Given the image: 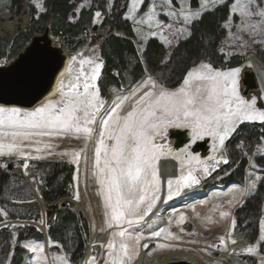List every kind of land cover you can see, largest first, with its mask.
I'll list each match as a JSON object with an SVG mask.
<instances>
[{"label": "snow or ice", "instance_id": "1", "mask_svg": "<svg viewBox=\"0 0 264 264\" xmlns=\"http://www.w3.org/2000/svg\"><path fill=\"white\" fill-rule=\"evenodd\" d=\"M32 3L39 12L46 11L43 0H32ZM197 3L198 8L193 9L190 0H163L162 4H157L156 0H149L148 3L145 0H130L126 18L137 25L146 24L149 29L154 27L157 30L166 27V19H182L185 27L180 31L188 38L191 36L189 25L198 20L203 12L210 7L228 4L230 14L223 25L228 30L225 43L229 47L238 45L246 49L248 43L243 35H248L254 43L264 44V0H232L231 3L228 0H197ZM142 5L146 10H141ZM100 15L97 11L96 16ZM234 17L239 19L235 25L236 32L232 31ZM137 32L140 34L141 30L137 29ZM155 34L160 35L169 49L174 47V41L162 32ZM86 65L90 66V71L85 70ZM103 66L99 57L85 58L83 53H78L72 57L68 75L56 86V99H46L32 110L0 106V158L14 157L16 162L25 161L22 167L27 172V161L43 160L51 155H70V162L77 168L74 198L79 201V166L83 157L85 164L90 163L88 170L98 185L96 194L102 202L106 218V229L102 227L100 231L113 230L111 238L100 244L106 249V259L101 261L98 256H92L85 264H133L141 248H148L147 243L141 245V240L147 238L143 233L133 231V226L144 221L161 200L165 184L161 178V160L172 158L180 161V175L166 180L167 199L171 200L183 189L200 183V178L195 175L197 166L207 175L219 163H228L223 155L226 141L245 122L264 125V106L258 105L257 97L245 98L241 94L238 87L240 67L225 71L203 61L194 62L186 70L182 83L175 88L167 86L163 73L157 76L145 67L139 80L129 87L127 93L117 92L115 99L109 103L101 97L96 83ZM173 128L189 130L193 143L210 137L216 154L201 160L187 148L174 152L168 144L158 142L166 138L169 129ZM61 136H74L83 139L85 144L78 151L58 153L53 140ZM89 142L93 152L91 162L87 156ZM239 146L242 150L245 147L243 143ZM256 151L264 156V143L259 144ZM208 161L215 163L209 165ZM0 167L7 168V163L0 164ZM249 167L256 169L257 165L250 160ZM248 177L247 187L233 190L230 206L242 204V198L253 194L257 181L264 179L255 171H250ZM192 211L195 212V208ZM8 214L5 208H0V216L4 218L0 223L5 227H16L8 224ZM229 215V212H221L222 217ZM185 219V216H180V222ZM44 223L41 214L39 224ZM259 227L261 235L257 244L242 251L256 257L259 264H264V255H260L264 247L261 245L264 241V219L259 221ZM232 228H235L234 220ZM180 231L183 232V229ZM162 233L166 240L182 241L181 235L165 227L152 231L151 236L160 237ZM219 240L225 251H228L229 240L232 245L237 244L231 231L221 235ZM51 243L56 245L55 241ZM23 247L37 254L34 264H71L66 254L53 253L49 259L44 254L43 243H25ZM158 247L170 249L172 246L160 244ZM213 247L219 246L207 245V248Z\"/></svg>", "mask_w": 264, "mask_h": 264}, {"label": "trees", "instance_id": "2", "mask_svg": "<svg viewBox=\"0 0 264 264\" xmlns=\"http://www.w3.org/2000/svg\"><path fill=\"white\" fill-rule=\"evenodd\" d=\"M79 1L45 0L46 11L43 13L30 6L27 13L30 23L26 29L18 27L15 36L0 37V61L8 56L16 58L34 37L42 35L49 28L53 38L61 40L62 47L71 49L73 53L86 43L92 42L95 45L98 39L103 40L101 51L105 68L99 85L104 91L123 90L134 85L145 67L157 76L163 73L167 86L175 88L182 83V77L194 62L215 61L217 47L224 36L222 26L228 16L227 6L205 13L192 26L191 36L178 42L166 61V49L156 39L148 40L142 52L138 50L133 29L122 20L129 0H115L109 17L111 23L108 15L104 23L105 27L110 25L106 36L93 35L89 31L94 14L97 11L107 14L106 7L97 1L90 8H83L76 14V2ZM24 2L9 0V11L19 14ZM3 163L7 162L0 159V164ZM10 166L12 171H8ZM14 169L15 166L10 163H7V168L0 167V208L8 211V223H18L11 224L16 227H0V264H22L26 253L23 247L25 243L44 244L42 232L34 225L39 224L42 212L26 180V177L32 175L38 176L43 186L40 196L46 203V210L42 218L51 253H64L69 256L71 264H79L84 257L90 231L83 215L65 201L68 197H74L75 167L66 162L47 161L29 164L25 174H18ZM260 194L251 198L248 204V212L256 219L253 224L255 230L263 203ZM3 219L0 216V221ZM51 241H55L56 245Z\"/></svg>", "mask_w": 264, "mask_h": 264}, {"label": "rangeland", "instance_id": "3", "mask_svg": "<svg viewBox=\"0 0 264 264\" xmlns=\"http://www.w3.org/2000/svg\"><path fill=\"white\" fill-rule=\"evenodd\" d=\"M44 1L45 0H43V3ZM97 1L102 6L106 7L107 14L100 12L101 15L97 17L95 13L93 21L91 25H89V31L93 35L97 34V35L106 36L110 29V25L105 27L104 23L106 21L107 15H108V21L109 23H111V19L109 17L111 15V10L113 8L115 0H80L79 2H76L75 13L78 14L80 10H82L83 8H90V6L93 3H96ZM8 2L9 0H0V37L1 38H5L7 36L9 37L15 36L18 27H20L22 30H25L28 24L30 23V16L29 14H27L29 7L30 6L35 7L34 4L32 3V0H25L21 12L19 14H16V12L9 11ZM148 2L149 0H145V3H148ZM231 2L232 0H228V3H231ZM156 3L162 4L163 0H156ZM4 5H7V6L5 7ZM190 6L193 9L198 8L197 0H190ZM223 6L228 7V4L219 5L215 8L210 7L207 11L203 12L201 14V17L198 20L194 21L193 24L189 25L190 30L192 29V26L197 21L199 22L201 20V18L204 16L205 13H210ZM129 10H130V0L128 1L127 10L122 20L126 21L127 24L133 29L135 33L134 42L138 45L137 47L140 52L143 51V48L148 40L156 39L164 45L166 49V61H167L170 56V53L172 52L174 47L178 44V42L187 39L184 37V35L180 31L181 29L185 27V25L182 22V19L181 21H177L175 19H166L164 20V23L166 25L164 29L157 30L154 27L149 29V27L146 24L137 25L133 22V20L127 19L126 17L128 15ZM141 10L142 11L146 10L144 9L143 5L141 6ZM229 14H230V9L228 7V16ZM226 22H227V18L224 24ZM238 23H239V19L234 17L233 27H232L233 32H236L235 25ZM169 25L171 27H167ZM137 29L141 30L140 34H138ZM222 29L224 31V36L217 47V51H216L217 57H214L215 61H211V62L205 61V60H200V61L211 63L214 68L219 69V70H225V71L230 70L232 68L240 67L241 73L239 76L238 87H239L241 94L243 95L242 90L240 89V82L242 80L243 74L247 70L254 71L253 60L255 61L257 59V61H260L264 64V44L254 43L253 38H250L248 35H243V39L246 40L248 43V47L246 49L241 48L238 45H233L232 47H229L225 43V41L228 40V30L225 29L224 27ZM150 32L154 34L149 35ZM157 32H162L164 36L168 37V39L173 40L174 47L172 49H169L168 46L160 38V35L155 34ZM117 34H121V33H117ZM54 42L56 46L62 47L61 40L55 39ZM102 42L103 40L98 39V42H96L95 45H93L92 42L86 43L84 46L75 50L74 53L72 52L71 56H76L78 53H83L85 58L99 57L104 65L103 58H102V51H101ZM222 49H223V52L221 51ZM14 59H12V57L10 56L6 57L2 61H0V67L9 65L11 62H13ZM71 64H72V60H71ZM104 68L105 67L103 66V68L101 69L100 77L96 83L100 89L101 97L110 103L113 99H115L117 92L127 93L129 88L123 89V90L106 89L105 91L104 89H101L99 85V80L101 77H103ZM85 70L90 71V66L86 65ZM67 75H68V72L62 79H64ZM57 97H58V92L56 96H54L51 99H56ZM258 105L264 106V92L262 90H261L260 97L258 100ZM105 107H107V104L105 105ZM25 110H32V109H25ZM173 129H176V128H173ZM183 130H187V129H183ZM187 131L190 134V131L189 130ZM205 140H208L210 143V147H211L210 153L207 155L204 154L205 156L204 155L202 156L200 152L192 153L191 151L192 145L199 143V142H203ZM53 142L57 145V147L55 148V151L58 153L59 152L71 153L73 151H78L85 144V141L83 139H76L74 136L57 137L53 140ZM158 142L166 143L171 147L169 139H168V135L166 138H164L163 140H159ZM241 143L245 145L243 150L239 146ZM262 143H264V125L260 124L259 122H254V123L245 122L241 124L238 127L236 133H233L232 136L229 137V139L226 141V144H225L226 152H224L223 155L228 160V163L226 164L223 162L219 163L214 168H212L210 170V173L207 175H204L197 166V171L195 172V175H197L200 178V183L198 185H194L191 188L183 189L180 194H182L185 190L193 189L204 182L208 183L210 181L216 180V184H215L214 189H212L213 191L210 193V195H208L207 198L206 197L205 199L198 198L199 200L195 199L194 202L192 201L190 205L184 208L186 212L192 213V216H193L192 220H190L185 213L181 212V213L176 214L174 218L171 220V223H169V225L165 227V228H169V230L172 233L181 235L182 241L166 240L164 238L163 233L161 234L160 237H152L151 234L146 236L144 235L142 231H139V230L135 231V227L137 225H134L132 230L135 231L137 234L143 233L144 237L147 238V239L141 240V245L145 244V242L148 244V248L144 249L146 253L149 256H153L156 253H159L161 251H166V250H174V249H179V248H181L182 250H189V247H196V248L203 247L206 250H203L200 253L204 257H206L210 263L212 264H236L233 261H230L229 256H227V254L229 253V249H231L230 247H233L236 244L232 245L229 240L227 242L228 251H225L223 250L224 245L220 244L219 237L231 231L233 237L238 242V238H236V235L239 234L241 235L240 238L245 241L244 249L248 246L257 244V241H259V238L261 235L259 221L261 219H264V179L257 181V189L255 190L253 194L245 195L242 198L243 199L242 204H235L234 206H230L229 200L232 198V195L234 194L233 193L234 189H243L247 187L248 182H249L248 173L250 171H255L256 175L264 178V156H261V154L257 153L256 151L257 146ZM91 146H92L91 142H89L88 143L89 151L87 153L89 162H91V159L93 157ZM184 148H187L188 151L191 152L192 154L199 156L201 160H207V157L216 154L212 150V140L210 137H205L201 140H197L195 143H193L191 140L190 144ZM174 152H177V151L174 150ZM245 153L247 154L245 155ZM0 159L5 160L7 163H10V165L11 164L14 165L15 169L13 171L17 172L18 174L25 171V169L20 164V163H24L25 161L21 160V161L16 162L14 157L13 158L4 157ZM71 159L72 157L70 155H66V156L51 155L43 160H38V161L30 160V161H27V163L31 164L33 162H47V161L66 162L69 165L75 167L76 176H77L76 165L70 162ZM163 160L176 162L178 165L177 166L178 176L180 175L181 166H180L179 160L168 158V159H162L161 161ZM250 160L252 163H255L257 165L256 169H251L249 167ZM208 163L209 165H212L215 162L208 161ZM17 164L21 166H17ZM89 167H90V163L85 164L84 159L82 157L81 163L79 166V181H78L81 199L79 201H77L74 197H68L65 199V201H68V203L72 205L74 210L75 208H77L78 203L85 202L87 204H90L91 201L93 200L97 201L98 199H100L96 194L98 185L94 182V178L92 177L91 172L88 170ZM8 171H12V170L8 169ZM185 172H187V165H185ZM28 177L31 178L29 184H31L30 186L33 187L31 188L36 193L39 209L44 215L45 210H46V203H41L42 197L40 196L41 193L43 192V186L41 185L38 176L32 175ZM76 186H77V180L75 179L74 192L76 190ZM37 188L39 189L38 192L36 191ZM166 191H167V188H166ZM163 194L164 193L162 191L161 199H162ZM258 194H260L261 198H263V203L260 206V210H259L260 216L258 217L259 220L256 223L257 232L255 233L256 230L254 227L255 225L254 222L256 221V219L255 217H251L253 215L250 214V212H248L249 211L248 204L251 198L256 197ZM175 197L177 196H174L171 200H173ZM165 200L171 201L167 199V196ZM193 208H195V212L192 211ZM221 212H229L230 215L229 217L225 218L221 216ZM103 214H104V210L102 214L98 215L99 217L98 220H94L92 223L87 222L89 225L90 233H89V241L85 248V253H86L88 245L91 242L90 241L91 233L93 231H98L99 233H108L109 239L111 238V231L113 230H106L104 232L100 231L102 227L106 229V218ZM181 215L185 216L186 218L183 222H180ZM233 220L235 221V228H232ZM240 222H242V224ZM43 225H40V226H43ZM181 228L183 229V232L180 231ZM188 233H195V235H188ZM193 240L197 241V243H189V241H193ZM160 244H168V245H171L172 247L170 249H160L158 247V245ZM93 245H95V248L92 247L90 258L92 256H98L99 248H101L100 244L96 242L93 243ZM207 245H217L219 247L218 248L217 247L207 248ZM261 245L264 246V241H261ZM101 249L105 255L104 259H106V249L105 248H101ZM27 253H30V252H28V250L26 249L25 255ZM53 253L57 255H65L64 253H59V254L56 252H53ZM53 253H51L50 251L49 259H51V255ZM30 254H33L34 262H35L37 254H34V253H30ZM230 254L233 256L234 255L236 256V253L234 251H232ZM260 255H264V247L261 248ZM239 256H240V259L245 261L247 264H259L256 257L246 252L239 253ZM137 258L134 260L133 264H136ZM81 263H82V260L80 261L79 264Z\"/></svg>", "mask_w": 264, "mask_h": 264}, {"label": "water", "instance_id": "4", "mask_svg": "<svg viewBox=\"0 0 264 264\" xmlns=\"http://www.w3.org/2000/svg\"><path fill=\"white\" fill-rule=\"evenodd\" d=\"M69 59L70 56L64 49L54 44L50 29L47 28L42 35L34 37L13 62L7 66L0 67V106L33 109L44 102L54 91L62 73L67 70ZM246 75L244 84L251 88V83L258 81L257 79L255 80L258 75H249L247 73ZM168 138L172 142L173 148L177 151L191 142L189 132L183 129L169 130ZM206 146V142L196 144L195 152L205 149ZM9 170H12L11 166ZM26 180L30 183L31 178L26 177ZM41 203H44L43 199ZM61 203H63V200ZM75 210L82 214L85 220L90 223L84 213L77 208ZM34 225L40 229L44 236L45 254L49 257V239L46 227L45 225ZM2 226L4 224L0 227ZM31 256L33 257V254Z\"/></svg>", "mask_w": 264, "mask_h": 264}, {"label": "bare ground", "instance_id": "5", "mask_svg": "<svg viewBox=\"0 0 264 264\" xmlns=\"http://www.w3.org/2000/svg\"><path fill=\"white\" fill-rule=\"evenodd\" d=\"M256 59V58H255ZM71 64V58L69 59V65ZM68 65V66H69ZM254 68L256 69L262 87L264 91V64L257 59L253 60ZM68 70V68H67ZM62 73L61 77L59 78L57 84L60 80L67 74L68 71ZM56 84V86H57ZM55 86L54 91L50 94L47 99H51L57 94V88ZM40 105V104H39ZM38 105V106H39ZM92 145V143H91ZM92 147V146H91ZM177 164L176 162L166 161L163 160L160 163V172L161 178L165 181L163 186V196L160 202L158 203L157 207L153 210L151 214L145 217L144 221L135 227V231H142L144 235L148 236L152 233V231H157L162 227H167L169 222L174 218V216L178 213H185L190 220L193 219L192 213L186 212L184 208L191 204L192 201L195 199H202L207 197L210 193L205 191V189H198L196 191L187 190L183 192L178 198L173 202H166V180L169 178H176L178 176L177 171ZM211 192L213 190H210ZM77 208L79 211L84 213L87 219L92 223L94 220H98V215L103 213V206L100 199L91 201L90 204L85 202L78 203ZM104 215V214H103ZM96 224V223H95ZM99 224V223H98ZM97 225V224H96ZM95 226V225H94ZM241 235H236L238 238V242L235 246L230 247L229 253V260L233 261L236 264H247L245 261L240 259L239 253L244 252L242 251L245 247V241L240 238ZM109 239L108 233H99L98 231H93L91 233L90 244L87 247L84 259L82 260L81 264H85V261L90 259L93 243H106ZM146 243V242H145ZM186 249V247H185ZM206 250L203 247H189V250H182L174 249V250H166L156 253L153 256H149L146 251L142 248L140 250L139 256L137 258L136 264H171V263H179L184 262L188 264H212L210 263L206 257H204L200 252ZM234 251L236 256L231 255L230 253ZM238 253V254H237ZM26 257L24 258L22 264H34V258L31 256L30 253H27ZM30 255V256H29ZM104 252L101 248H99L98 258L103 261L104 259ZM233 256V257H232Z\"/></svg>", "mask_w": 264, "mask_h": 264}, {"label": "flooded vegetation", "instance_id": "6", "mask_svg": "<svg viewBox=\"0 0 264 264\" xmlns=\"http://www.w3.org/2000/svg\"><path fill=\"white\" fill-rule=\"evenodd\" d=\"M246 73L251 75V74H255L254 71H249L247 70L244 74H243V77H242V80L240 82V89L242 90V93L243 95L246 97V98H251L252 96H255L257 97V99L259 100V97H260V93H261V88H260V85L259 83L256 81V82H253L251 83V88H248L245 84H244V81L246 79ZM250 77V76H249ZM256 80V78H255ZM195 145L196 144H193L192 147H191V151L192 153H195L196 151V148H195ZM202 153V156L204 155V153L207 155L208 154V150H200ZM205 156V155H204Z\"/></svg>", "mask_w": 264, "mask_h": 264}, {"label": "crops", "instance_id": "7", "mask_svg": "<svg viewBox=\"0 0 264 264\" xmlns=\"http://www.w3.org/2000/svg\"><path fill=\"white\" fill-rule=\"evenodd\" d=\"M208 150V149H207ZM210 150H211V147H210ZM33 190V189H32ZM33 192H34V195H35V191L33 190ZM35 198H36V196H35ZM36 200H37V202H38V199L36 198Z\"/></svg>", "mask_w": 264, "mask_h": 264}, {"label": "built area", "instance_id": "8", "mask_svg": "<svg viewBox=\"0 0 264 264\" xmlns=\"http://www.w3.org/2000/svg\"><path fill=\"white\" fill-rule=\"evenodd\" d=\"M67 52H69V50H66Z\"/></svg>", "mask_w": 264, "mask_h": 264}]
</instances>
